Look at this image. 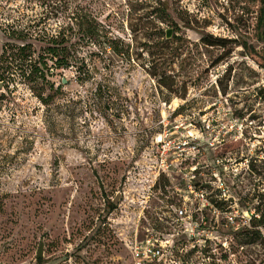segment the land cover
Listing matches in <instances>:
<instances>
[{"label": "rangeland", "instance_id": "obj_1", "mask_svg": "<svg viewBox=\"0 0 264 264\" xmlns=\"http://www.w3.org/2000/svg\"><path fill=\"white\" fill-rule=\"evenodd\" d=\"M0 85V264H264V0H0Z\"/></svg>", "mask_w": 264, "mask_h": 264}, {"label": "trees", "instance_id": "obj_2", "mask_svg": "<svg viewBox=\"0 0 264 264\" xmlns=\"http://www.w3.org/2000/svg\"><path fill=\"white\" fill-rule=\"evenodd\" d=\"M151 15H153V12H151ZM148 16H150V14ZM66 42H68V40H66L65 38H60L59 36H57L51 40V44L46 48L47 54H45V55H47V56H45V57L50 56L51 59L53 60V65L49 66V70L51 68L53 70H56L58 68H67L68 66L71 65L72 61H76V63L78 61H80L81 58L79 57V55H77V53L72 48L73 45H68ZM209 44L215 45V44H219V42L215 40V42H212ZM110 45H111L110 48H112V50L114 52H116V48L114 46H112V44H110ZM17 47H18V49H17L18 50V56L21 59L26 60L27 57L29 56L28 54H25L28 46L26 44H24L22 46H17ZM106 49H107V47H106ZM41 57H44V54H42ZM39 63H41L40 65L43 66V68H40V66H36L34 69L30 70V73L24 72L22 74L23 77H27L30 79H31V77H38V78L44 77L45 76L44 67H48V64L45 60H40ZM159 77H160L159 82L161 84L167 86V84H164V78L166 76L159 75ZM41 99H44V98L41 96ZM196 185L199 188H204L203 186L199 185L198 183H196ZM220 201H222L223 204L225 203L224 200H220ZM212 202L214 203L215 206L220 207V204H219V202H217V200H212ZM112 205L114 207V203H112Z\"/></svg>", "mask_w": 264, "mask_h": 264}, {"label": "built area", "instance_id": "obj_3", "mask_svg": "<svg viewBox=\"0 0 264 264\" xmlns=\"http://www.w3.org/2000/svg\"><path fill=\"white\" fill-rule=\"evenodd\" d=\"M196 183H194L193 185L192 184L189 185V187L191 188V191L195 193L197 198L202 203L205 201L207 202V204L205 203L206 207L210 206L211 202L208 201V196H205L204 188L197 187ZM177 215L180 218L187 217L188 216L187 209L186 208L179 209L177 211ZM230 218L233 222L234 221L233 216H230ZM192 224L195 226L192 229L194 231L196 229V223L193 222ZM131 250L133 252L134 260L136 264H148L150 261L154 259H159L165 256L166 246H164L162 242L160 243L159 239L148 238L142 241L134 239V240H131ZM172 264H179V263L176 260H172Z\"/></svg>", "mask_w": 264, "mask_h": 264}, {"label": "water", "instance_id": "obj_4", "mask_svg": "<svg viewBox=\"0 0 264 264\" xmlns=\"http://www.w3.org/2000/svg\"><path fill=\"white\" fill-rule=\"evenodd\" d=\"M172 32H173V30L171 28L167 29L166 30V37L170 38L172 36ZM64 82H66V80H64ZM0 87H2V86L0 85ZM115 202H118V198H116ZM38 256H42V246L39 248Z\"/></svg>", "mask_w": 264, "mask_h": 264}]
</instances>
